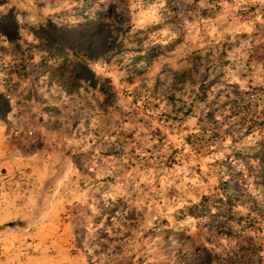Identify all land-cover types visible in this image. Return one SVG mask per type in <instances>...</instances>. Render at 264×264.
I'll return each mask as SVG.
<instances>
[{
    "label": "rangeland",
    "instance_id": "rangeland-1",
    "mask_svg": "<svg viewBox=\"0 0 264 264\" xmlns=\"http://www.w3.org/2000/svg\"><path fill=\"white\" fill-rule=\"evenodd\" d=\"M0 264H264V0H0Z\"/></svg>",
    "mask_w": 264,
    "mask_h": 264
},
{
    "label": "crops",
    "instance_id": "crops-1",
    "mask_svg": "<svg viewBox=\"0 0 264 264\" xmlns=\"http://www.w3.org/2000/svg\"><path fill=\"white\" fill-rule=\"evenodd\" d=\"M6 125L0 122V184L3 179L4 169H9L10 167L16 166L18 159L13 161V156L17 155V151L10 148L8 141L5 137Z\"/></svg>",
    "mask_w": 264,
    "mask_h": 264
}]
</instances>
